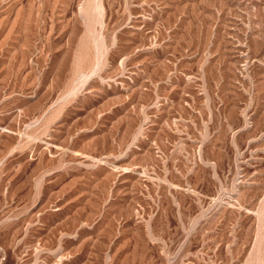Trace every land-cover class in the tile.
I'll list each match as a JSON object with an SVG mask.
<instances>
[{
  "label": "rangeland",
  "instance_id": "374dc122",
  "mask_svg": "<svg viewBox=\"0 0 264 264\" xmlns=\"http://www.w3.org/2000/svg\"><path fill=\"white\" fill-rule=\"evenodd\" d=\"M0 264H264V0H0Z\"/></svg>",
  "mask_w": 264,
  "mask_h": 264
}]
</instances>
